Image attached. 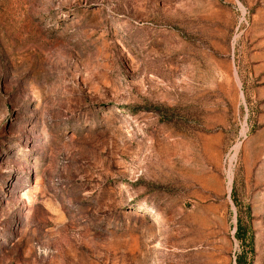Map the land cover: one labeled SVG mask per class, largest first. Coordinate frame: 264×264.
Segmentation results:
<instances>
[{
    "label": "rangeland",
    "instance_id": "obj_1",
    "mask_svg": "<svg viewBox=\"0 0 264 264\" xmlns=\"http://www.w3.org/2000/svg\"><path fill=\"white\" fill-rule=\"evenodd\" d=\"M264 264V0H0V264Z\"/></svg>",
    "mask_w": 264,
    "mask_h": 264
},
{
    "label": "trees",
    "instance_id": "obj_2",
    "mask_svg": "<svg viewBox=\"0 0 264 264\" xmlns=\"http://www.w3.org/2000/svg\"><path fill=\"white\" fill-rule=\"evenodd\" d=\"M239 263L241 264V259L239 260Z\"/></svg>",
    "mask_w": 264,
    "mask_h": 264
}]
</instances>
